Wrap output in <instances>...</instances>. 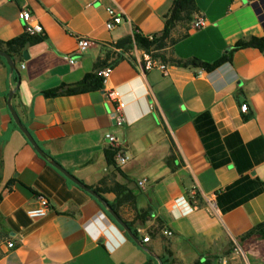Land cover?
I'll use <instances>...</instances> for the list:
<instances>
[{"label": "crops", "instance_id": "crops-1", "mask_svg": "<svg viewBox=\"0 0 264 264\" xmlns=\"http://www.w3.org/2000/svg\"><path fill=\"white\" fill-rule=\"evenodd\" d=\"M173 1L0 0V42L25 34L22 9L42 30L23 50L26 60L23 52L12 57L19 85L11 104L21 123L48 159L88 188L126 185L134 202L116 213L143 246L33 149L10 116L18 77L0 57V264H264V228L253 231L264 224V50L237 49L210 72L164 63L165 73L142 71L136 50L134 62L110 67L102 89L48 96L93 73L133 30L159 37ZM194 4L191 20L173 29L167 57L213 64L240 42L264 39V0ZM109 8L123 17L112 31ZM199 16L205 26L194 31ZM79 38L90 43L82 53ZM111 90L123 104L122 124L111 117ZM107 135L130 156L119 171L106 164ZM39 197L48 214L30 219Z\"/></svg>", "mask_w": 264, "mask_h": 264}, {"label": "trees", "instance_id": "trees-1", "mask_svg": "<svg viewBox=\"0 0 264 264\" xmlns=\"http://www.w3.org/2000/svg\"><path fill=\"white\" fill-rule=\"evenodd\" d=\"M195 9L194 0H174L169 13L165 16L164 29L159 37L149 39L142 36L137 30H133L132 35L126 36L113 44L112 47L117 52H110L107 54L104 60H99L96 62L95 71L93 73L87 75L82 81L74 85L59 87L58 89L50 92L48 96H57L62 94L72 95L102 89V77L99 75V72L104 68L113 67L122 60L134 62L132 53L135 50L149 54L152 58L158 59L165 64H170L179 68H197L206 72H210L221 64L229 61L232 52L237 49L252 47L264 50V39H252L246 43H238L234 46L229 54L223 56L213 64H207L196 58L179 60L172 57L171 55L167 57V49L174 45L177 41L171 37L173 29L180 23L189 22L193 13L195 12ZM40 40L41 36L39 35L28 36L27 34H24L23 36L18 37L10 42H0V50L9 54L11 57H21L22 52L27 45H32ZM13 77H15L14 74ZM116 153L117 150L114 147L108 145V148L104 152L105 161L108 166L116 168ZM117 171L119 170L117 169ZM94 191L100 195L105 193L114 194V202L107 203L113 210H115V212H118V208L120 206L134 202V195L126 187V185L114 183L110 187L95 188ZM127 225L129 228H131L130 224L127 223ZM262 228H264V224L255 228L253 231ZM133 234L136 235V232L133 231Z\"/></svg>", "mask_w": 264, "mask_h": 264}, {"label": "built area", "instance_id": "built-area-1", "mask_svg": "<svg viewBox=\"0 0 264 264\" xmlns=\"http://www.w3.org/2000/svg\"><path fill=\"white\" fill-rule=\"evenodd\" d=\"M17 17L18 20L22 22L25 26V34H27L28 36H37L42 34L41 27L39 25L32 24L30 13L26 9L20 10L18 12ZM122 22H123V17L117 10H115L114 8H109L107 10V21L105 22V28L108 31H112ZM204 26H205V21L203 17L199 16L193 22L192 30L198 31L202 29ZM77 45L79 52L82 53L89 47L90 43L84 38H79ZM113 51L117 52L114 48ZM69 62L73 63V60L69 59ZM137 65L140 67L142 71H148L153 68H156L164 73L166 72V65L164 63H162L158 59L152 58L149 54H145L144 52L142 54V58L140 59V61L137 62ZM110 73H111L110 67L104 68L99 72V75L102 77L103 83H105L106 80L109 78ZM108 97L113 101H117V106L113 111V113L111 114L113 121L117 124H122L123 118L121 115V109L123 108V104L117 99V95L112 90L108 92ZM240 110L243 113H246L248 110V106L246 104H242ZM106 139L108 140V145L114 147L117 150L115 157L116 167L118 168L123 167L130 160L129 154L120 146L119 142L114 136L107 135ZM145 184H146L145 179H141L137 181V185L140 187L144 186ZM179 204L185 205V210H184L185 214H188L192 210L191 207L188 205V203L185 202L184 200H180ZM48 210H49V201L44 197H39L38 205L32 209L27 210L26 214L30 219H41L47 216ZM162 235L164 237L170 238L173 234L169 230H163ZM148 241L149 238L147 236L144 237L142 240L143 243H147ZM6 246L7 248L11 249L13 248L14 244L12 242H7Z\"/></svg>", "mask_w": 264, "mask_h": 264}, {"label": "water", "instance_id": "water-1", "mask_svg": "<svg viewBox=\"0 0 264 264\" xmlns=\"http://www.w3.org/2000/svg\"><path fill=\"white\" fill-rule=\"evenodd\" d=\"M259 1L256 3V5L258 6L260 4ZM262 10L259 9V13ZM262 19L264 20V15L262 16ZM0 57L3 58L9 68V71L11 74L15 73L18 77V82L16 84V87L11 90L8 94V110L10 113L11 118L13 119L14 123L16 124V126L19 128V130L24 134V136L26 137V139L28 140V142L30 143V145L33 147V149L37 152V154H39L41 157L43 158H47L44 154V152L40 149V147L38 146V144L35 142V140L33 139V137L31 136V134L29 133V131L23 126V124L20 121L19 116L17 115L16 111L14 110V108L12 107L11 104V100L13 98L14 93L16 92L18 85H19V74L17 72L15 63L12 59V57L5 53L4 51L0 50ZM23 58L24 60L27 59V52L24 51L23 52ZM48 163L54 167L55 169H57L65 178H67L70 182H72L74 185H76L77 187H79L80 189H82L83 191H85L86 193H88L90 196H92L93 198H95L103 207V209L105 210V212L107 213V215L112 219V221L118 226L120 227L126 234L127 236L133 240L138 246L142 247L141 243L139 242V240L136 238V236L133 234V232L131 231V229L129 228V226L120 218V216L115 212V210H113L107 203V201L98 193H96L94 190L88 188L87 186H85L81 181H79L78 179H76L74 176H72L67 170L63 169L59 164H57L54 160L48 159L47 158ZM157 259V258H156ZM159 264H161L160 261H158Z\"/></svg>", "mask_w": 264, "mask_h": 264}]
</instances>
